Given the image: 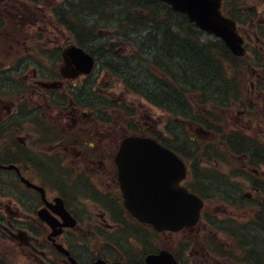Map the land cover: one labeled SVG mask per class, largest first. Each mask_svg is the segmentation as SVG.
I'll list each match as a JSON object with an SVG mask.
<instances>
[{"label": "flooded vegetation", "instance_id": "af4514ba", "mask_svg": "<svg viewBox=\"0 0 264 264\" xmlns=\"http://www.w3.org/2000/svg\"><path fill=\"white\" fill-rule=\"evenodd\" d=\"M220 3L246 55L237 70L245 68L248 97L236 119L256 121L258 133L228 134L210 162L167 147L205 211L192 227L157 231L126 209L115 158L126 135H159L136 127L109 91L128 85L115 76L125 72V47L139 40L147 51L157 23L131 27L133 0H0V241L27 245L19 250L27 264H142L162 251L177 264H221L224 243L222 264H264L256 240L264 234V0Z\"/></svg>", "mask_w": 264, "mask_h": 264}, {"label": "trees", "instance_id": "16d2710c", "mask_svg": "<svg viewBox=\"0 0 264 264\" xmlns=\"http://www.w3.org/2000/svg\"><path fill=\"white\" fill-rule=\"evenodd\" d=\"M133 1L135 5L140 4L137 6L138 8L144 10L143 13H147L146 16L149 15V17L154 19L157 24H162L156 30V35L151 37V42L150 40L147 41L148 46L147 51H145V55L148 54L151 55V57H145L144 64H139L135 67H131L130 64H125V74L131 81H133L132 85L135 87L137 92L143 94L152 102H157L159 105L172 104L181 112L189 111V107L182 97H184L185 94H189L192 90V93L199 90L201 95L208 97L210 100L215 102H217L216 98L222 102L232 98L234 92L232 83L225 77V65L226 62H229V53L225 50L221 43L208 41L206 50L202 48V45H194V43H192L194 47L192 58L194 65L196 66L192 64V68L187 67L185 69L184 64L175 65L174 62L178 60L183 62L184 59L188 62L189 59L186 56V51H193L187 40L179 38L181 36H178V32L196 33L195 30L194 32L191 31L189 26H186L181 22L175 23L174 18H170L171 11L166 12L165 9L159 10V7L156 4H149V2L145 0ZM147 4H149L148 10L152 13L145 9L144 6H147ZM157 13L165 14L161 18H157ZM131 16L132 13L129 18ZM139 19L142 21L140 15ZM174 28L176 30H174ZM159 32L163 35L160 41L157 39ZM190 42L196 43L197 39L192 37ZM161 44L164 45L163 49ZM188 46H190V48ZM140 65H142V67ZM171 65L178 68L179 71L171 69ZM143 68L145 69L144 73L148 70L152 74H156L151 71L152 69H155L160 73L165 71V75H170L172 79L171 83L166 86L156 83L157 86H153V84H150V82H148L142 75ZM188 69H190L189 73L187 72ZM182 84L183 87L181 88ZM178 90L180 92H184V95L177 93ZM260 250L264 253L262 245H260Z\"/></svg>", "mask_w": 264, "mask_h": 264}, {"label": "rangeland", "instance_id": "374dc122", "mask_svg": "<svg viewBox=\"0 0 264 264\" xmlns=\"http://www.w3.org/2000/svg\"><path fill=\"white\" fill-rule=\"evenodd\" d=\"M158 18H160V16H157ZM162 24H157V26H161ZM146 26H148V24H146ZM181 35V37H179L180 39H185L188 40L187 42H189L191 48H192V52L191 51H186V56L189 59L188 62H186L183 59V62L178 60L176 62H174L175 65L177 64H184V68L186 69L187 67H191L192 68V64L194 65V61L192 58L193 52H194V47L193 44H197V42H190V40L192 39L191 34L187 35V33H182V32H178V36ZM162 33L159 32V36H157V39H159V41L161 40L162 37ZM152 39H150L151 42ZM215 40V39H214ZM199 43H201V40H199ZM206 43L202 45V48H204L206 50ZM190 46H188L190 48ZM161 47L163 49L164 45L161 44ZM185 51V50H184ZM148 57L150 58L151 55H143V58ZM130 63L131 67H135L139 64H144V60L141 59L139 60H135V58H129L128 59ZM164 60V58H163ZM182 60V59H181ZM137 62H139V64H137ZM124 66V65H122ZM196 66V65H194ZM193 66V67H194ZM177 67V66H176ZM171 69H173L174 71H179L178 68H175L174 66L171 65L170 67ZM144 68L142 69V75L144 76V78H146V80L148 82H150V84H153V86H157L155 83H152L154 81L156 82H160L158 79H156L154 77V75L146 70L144 73ZM190 69L187 70V72L189 73ZM155 73V72H154ZM243 76L244 78L247 77V74L245 72V69L243 68ZM228 78V77H227ZM229 79V78H228ZM114 82L117 80H113ZM118 82V81H117ZM169 84V82H166V85ZM183 87V84L181 85ZM247 91L249 90V87L246 86ZM109 91H111L112 94V99L114 101V105L116 107H122L123 101L127 102V104L129 106H131L133 104V100L135 102H139L140 104H142L143 106L141 108H137L135 109V114H134V119L141 123L142 126L148 125L150 127H152L153 130L155 131H159L160 128H162L160 120H162V117L164 118V113L161 109L156 108V106H153V104H151V102L149 101H145L143 100V98L141 97H136V96H131L130 94L126 93L123 88V85L118 82L117 84L113 85L111 88H109ZM121 91L123 93V95L121 94ZM246 96H248V94L246 93ZM246 101V100H245ZM238 108L239 105L237 104H232L230 105L227 109H219L216 108L214 106L211 105L210 107V129L212 131H221L224 133L225 135H228L230 133L233 132H237L242 136H249L246 134H252V133H258L257 129H256V121L253 122H249L248 125L243 126L241 125L235 118L237 119H241V115L238 113ZM115 115H116V111H115ZM116 119V117H115ZM113 125H115V122L113 123ZM115 127V126H114ZM197 126L193 125V128L195 129ZM191 130V127H190ZM262 140H264V138L262 137ZM209 160H212L211 158H209ZM222 161V159H221ZM237 164L236 166H239V162L236 161ZM241 183L244 184L245 182L240 181L236 183V186ZM246 190H248V187H246ZM7 191V190H6ZM5 191V192H6ZM220 206H222V204H218V208H221ZM5 207V205L3 204V201H0V208L3 210ZM263 240V237L261 236V234H259V242L261 243V241ZM15 247H14V246ZM20 246L17 243H14L13 241L11 242L9 238H7L6 236L3 237V239L0 241V264H27V257H25V255L21 252H19ZM19 252V253H18Z\"/></svg>", "mask_w": 264, "mask_h": 264}, {"label": "water", "instance_id": "95a60500", "mask_svg": "<svg viewBox=\"0 0 264 264\" xmlns=\"http://www.w3.org/2000/svg\"><path fill=\"white\" fill-rule=\"evenodd\" d=\"M175 2H178V0H174ZM214 0H209V6L205 7L204 9V17L200 16V17H195V20L197 21V24L204 30L208 31V32H212L215 35L221 37L224 42L226 43V45L232 50V52L234 54H240L242 51L239 47V41L235 35L234 32V27H233V23L232 21L228 20V19H224L223 17H221L218 12H217V5L215 6L213 4ZM182 9V8H180ZM184 10V9H182ZM131 141H135L136 146H144V145H149V144H154L152 143V141H150L149 139H145V138H130L128 140H126L121 147V152H126L125 155H127V153L129 152V156L132 154L131 150H126L125 145H130ZM133 152L135 153H141L143 152L142 148L140 149H136ZM157 153V150H156ZM148 159L146 157H143L142 155H136L133 157L132 161H136L137 165H138V172H137V178L139 179V181L143 183L146 181V177L151 178L153 175L151 174H145L142 175V172L145 173L146 169L144 168V166L141 165V162L143 161H147ZM119 162V161H118ZM120 169H122L121 165H120ZM121 180L123 181V178H121ZM123 188L124 191L126 192L127 196V206L131 209L133 208V205L131 203V201L129 200V191L127 189V185L126 183L123 184ZM145 192V189L144 191ZM147 207H149V202L147 200ZM132 211L134 212V215H136L138 218L142 219V220H146L149 221L151 223H155L156 225H160L163 224L165 221L160 220V216H154V215H143V214H139V211L132 209ZM198 213V208H195L194 211V217L195 215ZM57 233V232H56ZM162 262L156 259H148L146 264H161Z\"/></svg>", "mask_w": 264, "mask_h": 264}, {"label": "bare ground", "instance_id": "6f19581e", "mask_svg": "<svg viewBox=\"0 0 264 264\" xmlns=\"http://www.w3.org/2000/svg\"><path fill=\"white\" fill-rule=\"evenodd\" d=\"M234 231H236V230H234ZM236 232H237V231H236ZM236 232H232L231 234H234V233H236ZM256 240H257V241L259 240V236H257ZM261 240H262V239H261ZM261 242L264 244V241H263V240H262Z\"/></svg>", "mask_w": 264, "mask_h": 264}]
</instances>
